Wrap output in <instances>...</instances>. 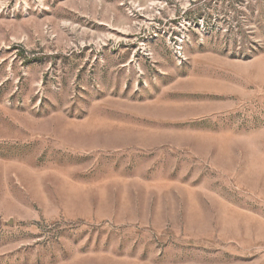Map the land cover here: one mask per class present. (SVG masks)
Listing matches in <instances>:
<instances>
[{
    "label": "rangeland",
    "instance_id": "374dc122",
    "mask_svg": "<svg viewBox=\"0 0 264 264\" xmlns=\"http://www.w3.org/2000/svg\"><path fill=\"white\" fill-rule=\"evenodd\" d=\"M0 264H264V0H0Z\"/></svg>",
    "mask_w": 264,
    "mask_h": 264
}]
</instances>
